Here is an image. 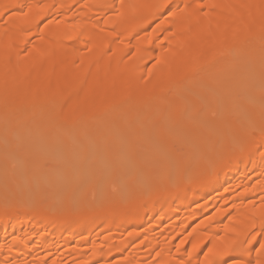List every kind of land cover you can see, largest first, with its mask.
Segmentation results:
<instances>
[{
  "label": "bare ground",
  "instance_id": "1",
  "mask_svg": "<svg viewBox=\"0 0 264 264\" xmlns=\"http://www.w3.org/2000/svg\"><path fill=\"white\" fill-rule=\"evenodd\" d=\"M263 48L264 0H0L1 116L18 115L20 122L33 107L39 128L44 119L73 126L102 118L110 126L122 112L129 129L135 105L149 104L158 92L159 101H179L185 78L189 86L201 78L215 82L213 106L233 98L228 85L242 83L246 72L232 70L234 54L249 51L263 70ZM258 113L223 145L193 122L207 155L194 161L178 152L173 164L161 156L166 188L156 168L143 164L150 182L134 186L123 201L102 194L73 207L64 187L51 199L38 191L33 204L31 185L12 200L0 193V264H264ZM234 119L230 114L227 121ZM41 134L50 146V133ZM153 142L160 143L158 134ZM58 149L72 172L76 154L66 145ZM87 181L90 188L96 179Z\"/></svg>",
  "mask_w": 264,
  "mask_h": 264
},
{
  "label": "rangeland",
  "instance_id": "2",
  "mask_svg": "<svg viewBox=\"0 0 264 264\" xmlns=\"http://www.w3.org/2000/svg\"><path fill=\"white\" fill-rule=\"evenodd\" d=\"M246 51H237L233 56L232 70L243 68L246 71L240 73L242 83L230 82L228 85L227 92L229 94L232 92L233 98H219L221 100L213 106V101L218 100L215 98L216 83L201 78L193 86H189V80L185 78L177 92L179 101L173 96L168 101H159L161 94L158 92L149 104L135 105V109L130 113L132 123L129 129H124L125 113L122 112H118L110 119L114 123L110 126L107 120L102 118L73 126L64 123L53 126L48 119H44L42 127L39 128L33 123L36 116V109L33 107L29 112H25L26 115L23 114V118L20 115L19 120H22L20 122L17 119L18 115L4 117L1 116L0 111V193L12 197L10 198L12 200L14 195L25 196L28 193L26 189L31 185L32 193L28 201L29 204H33L37 195L39 197L38 191L46 192L48 199H51L59 195L60 189L64 187L66 191L72 192L70 201L73 207L84 197L95 200L102 194H109L112 199L123 201L131 194L134 186L140 187L143 184L146 186V183L150 182L147 173L140 167L143 164H151L156 168L157 181L160 182L163 169L162 165L157 166V161L161 156L169 155L171 164L174 162V154L178 152L188 155L194 161L206 157L207 141L197 140L195 132L191 131L193 122L204 126L205 131L207 129L206 132L213 136L217 143L220 141L219 144L223 145L229 142V138H234V129L237 126L242 127L240 126L242 123H251L249 120L252 121L254 118L252 113L259 112L256 115L259 116L260 121L262 117L264 118V68L261 70L257 64L252 63L251 54ZM261 52L264 58V48ZM150 65L148 61L146 66ZM104 82L109 83L103 79ZM203 92H211V94L205 99L202 96ZM192 113L197 114L194 121L191 119ZM230 114L235 117L233 121H227ZM261 123L263 125L264 119L260 122V126ZM158 128L162 129L159 133H157ZM42 129L50 133L52 141L50 146L48 145L50 142L46 143L42 137ZM153 134L159 135V144H154ZM108 137L111 138L110 141L107 140ZM222 140L225 142L223 143ZM168 142L172 144H169L167 149L165 145ZM59 145H66L69 151L73 152L71 153L73 157L76 154L73 158L74 162L70 165L71 173L61 165ZM24 146H27L26 151L28 150L25 154H23ZM80 163H83L81 167L84 171L90 168L93 176L83 174V170L78 166ZM64 174H68V179ZM89 177L93 181L96 179L90 188L87 185ZM180 177L177 173L171 176L174 180ZM34 180L37 186L32 182ZM72 181L79 183L77 188L73 189L70 186ZM160 183L165 188L168 186L167 182ZM16 185L18 186L15 187Z\"/></svg>",
  "mask_w": 264,
  "mask_h": 264
}]
</instances>
